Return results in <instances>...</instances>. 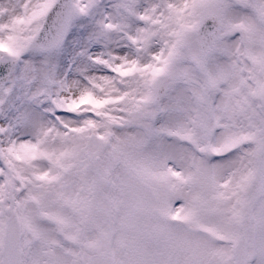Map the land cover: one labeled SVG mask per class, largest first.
<instances>
[{
    "label": "snow or ice",
    "instance_id": "1",
    "mask_svg": "<svg viewBox=\"0 0 264 264\" xmlns=\"http://www.w3.org/2000/svg\"><path fill=\"white\" fill-rule=\"evenodd\" d=\"M0 264H264V0H0Z\"/></svg>",
    "mask_w": 264,
    "mask_h": 264
}]
</instances>
